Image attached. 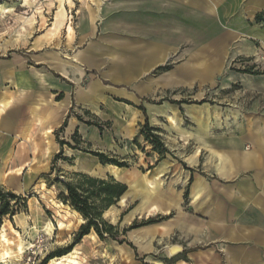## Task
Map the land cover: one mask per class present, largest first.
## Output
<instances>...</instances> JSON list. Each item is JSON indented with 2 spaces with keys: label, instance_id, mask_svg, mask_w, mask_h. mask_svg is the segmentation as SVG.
<instances>
[{
  "label": "crops",
  "instance_id": "0c3cea01",
  "mask_svg": "<svg viewBox=\"0 0 264 264\" xmlns=\"http://www.w3.org/2000/svg\"><path fill=\"white\" fill-rule=\"evenodd\" d=\"M66 8L74 22L53 40L36 47L35 36L26 51L0 54L1 182L65 151L60 140L100 142L102 121L113 139H145L147 116L176 159L155 157L137 170L139 201L145 217L172 213L161 231L183 240L172 264H264V0ZM79 157L80 172L102 166ZM148 179L156 186L149 199Z\"/></svg>",
  "mask_w": 264,
  "mask_h": 264
},
{
  "label": "rangeland",
  "instance_id": "374dc122",
  "mask_svg": "<svg viewBox=\"0 0 264 264\" xmlns=\"http://www.w3.org/2000/svg\"><path fill=\"white\" fill-rule=\"evenodd\" d=\"M66 1L70 7H73L79 0H0V54L26 51L35 36L34 46L36 47L45 41L53 40L66 19L67 25L74 22V9L71 8L68 15ZM80 119L98 122V118L87 114L82 115ZM184 121L185 124L188 122L185 118ZM100 123L102 124L100 142L73 138L70 145H63L65 151L59 152L62 154L55 162L54 158L59 153L48 160L44 156L40 157L38 161L29 165V170L23 177L16 176L14 171L10 172L14 174L6 176L4 182L0 180V185L5 190L21 195L25 199L15 207L17 211L14 215L4 216L2 221V224L5 223L7 226L9 237L16 238V243L18 236L15 231L21 234L25 250L19 253L17 246L13 245L14 258L3 259L4 261L0 258V264H49L52 258L61 257L74 249L81 252L80 264H172L182 255L181 252L176 255L169 253L172 244L183 241L178 234L162 237V229H169L165 225H169L172 213L144 216V206H141L139 201L140 180L137 176L141 170L150 168L151 162L154 165L155 157L160 159L162 156L175 157V155L155 150L154 144L146 138L132 139L130 145L124 139L116 137L113 139L116 133L112 125L103 121ZM155 132L159 134L160 130ZM70 149H76L77 156H71L67 152L71 151ZM38 150L42 151L41 148ZM91 151L103 152L110 158L124 161L127 166L121 168L132 169L133 172L131 177L128 172L122 173L121 177H113L120 182L126 181L131 184L120 201L103 213V218L116 225L119 230L113 238L105 233L104 238L101 239L94 230L78 238V231L86 220L63 201V196L67 193L65 183L76 184L83 174L104 179L113 176L108 171L98 172V169L116 166L112 163H101L102 166H98V169L90 171L92 174L80 172L79 156L83 153L93 155ZM175 153L178 155L179 152ZM147 184L146 196L149 199L152 197L151 193L154 196L156 186L154 181L149 179ZM150 218L156 219L157 222L123 233V230L129 228L134 222L141 223ZM50 225L53 229L51 232L47 228ZM120 239H126L132 245L127 242L120 243L118 241ZM50 255L54 256L49 259Z\"/></svg>",
  "mask_w": 264,
  "mask_h": 264
},
{
  "label": "trees",
  "instance_id": "16d2710c",
  "mask_svg": "<svg viewBox=\"0 0 264 264\" xmlns=\"http://www.w3.org/2000/svg\"><path fill=\"white\" fill-rule=\"evenodd\" d=\"M246 72L252 71L248 69ZM180 102L192 103L194 101L180 100L179 103ZM86 123L100 127L98 123L91 121H86ZM157 130L158 129L149 125V120L146 116V122L143 127L146 140H150V142L154 144L155 150H160L161 152H170L165 146L161 136L155 132ZM59 142L61 145H70V143L64 140H60ZM91 153L97 156L99 161L103 164L112 163L118 167L127 166L124 161L110 158L103 152L91 151ZM61 154L62 153L56 155L54 162L60 158ZM64 187L67 193L63 196V201L68 203L72 208L79 212L86 220L78 231V238L89 234L92 230H94L101 239L104 238L105 233H107L112 238L114 235L119 233L116 225H113L103 218V213L112 205L120 201V199L128 191V186L125 183L120 182L113 177L104 179L83 174L81 175V179L78 183L75 184L68 182L64 184ZM24 200V197L21 195H18L12 191H7L0 185V227L2 225L3 217L6 215H14L15 211H17L15 207L19 206L20 202ZM156 222L157 220L154 218H150L148 221L141 223L134 222L129 228H125L123 233H126V231L130 229ZM118 241L120 243L127 242L129 245H132L131 242L127 241L126 239H120ZM53 256L54 255H50L49 259Z\"/></svg>",
  "mask_w": 264,
  "mask_h": 264
},
{
  "label": "bare ground",
  "instance_id": "6f19581e",
  "mask_svg": "<svg viewBox=\"0 0 264 264\" xmlns=\"http://www.w3.org/2000/svg\"><path fill=\"white\" fill-rule=\"evenodd\" d=\"M2 5V4H1ZM66 6V5H65ZM24 27V26H23ZM4 105V103L2 104V106ZM205 107V106H204ZM191 108V107H190ZM136 110V109H135ZM166 112V111H164ZM169 114V113H168ZM201 114V113H200ZM156 115V114H155ZM209 116V115H208ZM207 116V117H208ZM170 121L173 122V123H176V119L173 115H169L168 116ZM155 119V118H154ZM209 120V119H208ZM92 137V136H91ZM95 168V167H94ZM95 169H91L90 171H94ZM105 171H108L110 172L113 177L116 176V177H119L122 173V168H119L117 166H109L108 168H105V169H98V172L99 173H103ZM97 173V172H96ZM4 176L5 174H1V179H4ZM121 177V176H120ZM186 179V178H185ZM187 180V179H186ZM44 186V184H43ZM43 195V194H42ZM171 200V199H170ZM173 200H171L172 202ZM174 202V201H173ZM176 203V202H175ZM153 208V207H152ZM153 209H157V207H154ZM152 211V210H151ZM154 211V210H153ZM26 215V214H25ZM82 219V218H81ZM20 221V220H19ZM52 224V223H51ZM49 225V224H48ZM26 226V224H25ZM29 226V225H28ZM166 227H169L167 226V224L165 225ZM31 228V227H30ZM49 232H51V229H52V226H48L47 227ZM59 228V227H58ZM10 229V228H9ZM139 229V228H138ZM16 230V229H15ZM14 230V231H15ZM26 231V230H25ZM53 231V229H52ZM55 232V231H54ZM16 235L18 236V239H17V243H16V238H11L9 237L8 235V230H7V226L6 224H2L1 227H0V241H1V245H0V258L3 260L7 259V258H12L14 253H15V250L13 249V245H16L17 246V249H18V252L19 253H23V251L25 250V243H24V240H23V237L21 236V234L18 232V231H15ZM93 236V235H92ZM134 236V235H133ZM144 237V236H143ZM66 241V240H65ZM63 241V242H65ZM62 242V243H63ZM141 243V242H140ZM32 244V243H31ZM150 246V245H149ZM147 246V247H149ZM81 252L77 249H74L73 251H70L68 252L67 254H64L63 256L61 257H55V258H52L49 262V264H80V261H79V254ZM21 255V254H20ZM20 257V256H19ZM14 258V257H13ZM18 258V257H16ZM3 260V261H4ZM8 260V259H7ZM11 261V260H10Z\"/></svg>",
  "mask_w": 264,
  "mask_h": 264
},
{
  "label": "water",
  "instance_id": "95a60500",
  "mask_svg": "<svg viewBox=\"0 0 264 264\" xmlns=\"http://www.w3.org/2000/svg\"><path fill=\"white\" fill-rule=\"evenodd\" d=\"M183 251V246L179 245V244H173L170 248H169V253L170 255H176L180 252Z\"/></svg>",
  "mask_w": 264,
  "mask_h": 264
}]
</instances>
